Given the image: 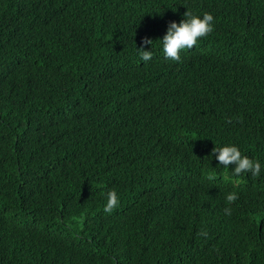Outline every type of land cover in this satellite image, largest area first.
Wrapping results in <instances>:
<instances>
[{
    "label": "trees",
    "instance_id": "obj_1",
    "mask_svg": "<svg viewBox=\"0 0 264 264\" xmlns=\"http://www.w3.org/2000/svg\"><path fill=\"white\" fill-rule=\"evenodd\" d=\"M187 10L213 32L140 61ZM0 264H264V0H0Z\"/></svg>",
    "mask_w": 264,
    "mask_h": 264
},
{
    "label": "clouds",
    "instance_id": "obj_2",
    "mask_svg": "<svg viewBox=\"0 0 264 264\" xmlns=\"http://www.w3.org/2000/svg\"><path fill=\"white\" fill-rule=\"evenodd\" d=\"M214 24V16L211 13L204 12L198 15L187 10L179 23L171 21L167 24L166 32L162 39L153 42L150 38L145 37L141 41L139 49L135 46L136 54L140 61L144 63L150 62L153 57V44L158 42V47L165 61L180 62L181 51L193 49L198 41L213 32ZM145 46H151L152 50H145ZM212 158L217 162L216 167L212 169L222 168L226 174L225 178L232 180L236 184H239L246 175L250 174L253 177H259L262 173L260 160L243 155L240 148L234 144L215 146L209 159L211 160ZM229 165H232L231 170H229ZM224 199L226 205H231L238 199V196L235 191H232L227 193ZM119 202L120 197L115 189L105 191L103 211L111 213ZM223 211L225 215H231L232 209L226 206ZM197 235L206 237L208 233L199 231Z\"/></svg>",
    "mask_w": 264,
    "mask_h": 264
}]
</instances>
